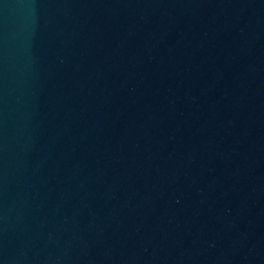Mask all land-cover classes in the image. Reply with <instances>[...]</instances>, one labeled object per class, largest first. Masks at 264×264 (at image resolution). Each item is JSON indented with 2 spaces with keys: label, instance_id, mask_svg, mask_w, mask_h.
<instances>
[{
  "label": "water",
  "instance_id": "water-1",
  "mask_svg": "<svg viewBox=\"0 0 264 264\" xmlns=\"http://www.w3.org/2000/svg\"><path fill=\"white\" fill-rule=\"evenodd\" d=\"M0 264H264V0H0Z\"/></svg>",
  "mask_w": 264,
  "mask_h": 264
}]
</instances>
